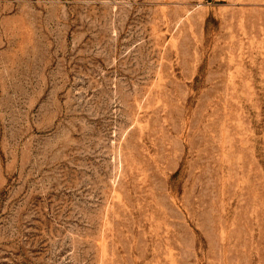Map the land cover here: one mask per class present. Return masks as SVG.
I'll return each instance as SVG.
<instances>
[{
    "label": "rangeland",
    "instance_id": "374dc122",
    "mask_svg": "<svg viewBox=\"0 0 264 264\" xmlns=\"http://www.w3.org/2000/svg\"><path fill=\"white\" fill-rule=\"evenodd\" d=\"M0 264H264V0H0Z\"/></svg>",
    "mask_w": 264,
    "mask_h": 264
}]
</instances>
